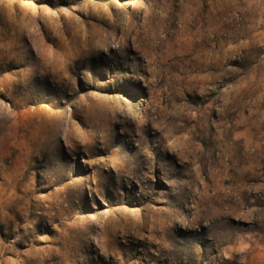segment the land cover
Segmentation results:
<instances>
[{
    "label": "rangeland",
    "instance_id": "obj_1",
    "mask_svg": "<svg viewBox=\"0 0 264 264\" xmlns=\"http://www.w3.org/2000/svg\"><path fill=\"white\" fill-rule=\"evenodd\" d=\"M0 264H264V0H0Z\"/></svg>",
    "mask_w": 264,
    "mask_h": 264
}]
</instances>
